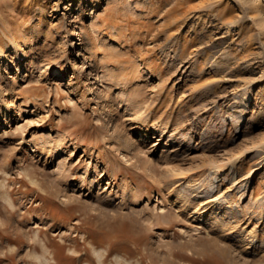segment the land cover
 <instances>
[{
  "label": "rangeland",
  "instance_id": "374dc122",
  "mask_svg": "<svg viewBox=\"0 0 264 264\" xmlns=\"http://www.w3.org/2000/svg\"><path fill=\"white\" fill-rule=\"evenodd\" d=\"M253 1L0 0V264H264Z\"/></svg>",
  "mask_w": 264,
  "mask_h": 264
},
{
  "label": "bare ground",
  "instance_id": "6f19581e",
  "mask_svg": "<svg viewBox=\"0 0 264 264\" xmlns=\"http://www.w3.org/2000/svg\"><path fill=\"white\" fill-rule=\"evenodd\" d=\"M249 13L251 17L254 18L255 25L264 26V2H262V0H254L251 8L249 9ZM74 36L75 34L71 35V37ZM86 67L89 68V65L87 63H85V67H83V70ZM86 82H92V80L88 78Z\"/></svg>",
  "mask_w": 264,
  "mask_h": 264
}]
</instances>
